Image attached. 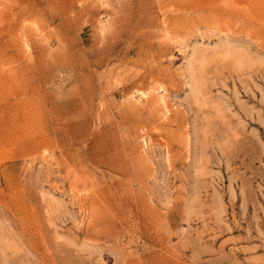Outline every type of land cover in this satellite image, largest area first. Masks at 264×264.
<instances>
[{
  "label": "rangeland",
  "instance_id": "obj_1",
  "mask_svg": "<svg viewBox=\"0 0 264 264\" xmlns=\"http://www.w3.org/2000/svg\"><path fill=\"white\" fill-rule=\"evenodd\" d=\"M0 264H264V0H0Z\"/></svg>",
  "mask_w": 264,
  "mask_h": 264
},
{
  "label": "bare ground",
  "instance_id": "obj_2",
  "mask_svg": "<svg viewBox=\"0 0 264 264\" xmlns=\"http://www.w3.org/2000/svg\"><path fill=\"white\" fill-rule=\"evenodd\" d=\"M159 102H165V99L164 98H160V101ZM166 105V102L164 103Z\"/></svg>",
  "mask_w": 264,
  "mask_h": 264
}]
</instances>
